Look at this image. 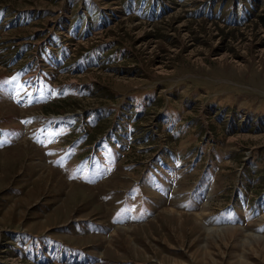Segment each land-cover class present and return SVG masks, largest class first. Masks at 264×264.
<instances>
[{"label":"rangeland","instance_id":"374dc122","mask_svg":"<svg viewBox=\"0 0 264 264\" xmlns=\"http://www.w3.org/2000/svg\"><path fill=\"white\" fill-rule=\"evenodd\" d=\"M264 0H0V264H264Z\"/></svg>","mask_w":264,"mask_h":264},{"label":"trees","instance_id":"16d2710c","mask_svg":"<svg viewBox=\"0 0 264 264\" xmlns=\"http://www.w3.org/2000/svg\"><path fill=\"white\" fill-rule=\"evenodd\" d=\"M258 18L261 19V21H262L263 24H264V15H260V16H258Z\"/></svg>","mask_w":264,"mask_h":264}]
</instances>
